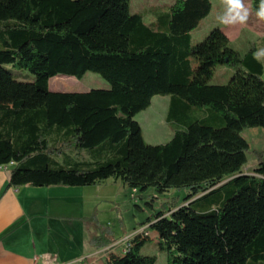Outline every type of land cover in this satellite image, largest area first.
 <instances>
[{"label":"trees","instance_id":"1","mask_svg":"<svg viewBox=\"0 0 264 264\" xmlns=\"http://www.w3.org/2000/svg\"><path fill=\"white\" fill-rule=\"evenodd\" d=\"M212 8V0H175L156 15V29L131 0H0V169L10 168L9 187L114 179L134 194L189 191L184 205L149 217L152 236L138 232L121 251L96 214L86 219L98 233L91 243L106 251L100 264H157L142 253L152 238L169 264H264V156L244 172L250 146L242 135L264 128V64L255 46L241 54L218 27L192 44ZM219 65L235 74L212 85ZM89 71L109 87L49 90L55 75ZM156 95H170L166 120L177 128L153 145L135 117ZM83 151L89 160L73 157Z\"/></svg>","mask_w":264,"mask_h":264},{"label":"rangeland","instance_id":"2","mask_svg":"<svg viewBox=\"0 0 264 264\" xmlns=\"http://www.w3.org/2000/svg\"><path fill=\"white\" fill-rule=\"evenodd\" d=\"M174 1L131 0V11L141 14L146 24L157 29L156 15L169 11V7ZM212 4L211 13L191 32L192 44L201 42L211 29L218 27L228 35L231 46L241 54L253 45L258 48L264 47V21L256 17L252 0H244L246 8L249 10L248 21L245 24L232 26L220 25L216 20L217 15L223 11L222 0H212ZM9 68L16 73L19 80L34 81V75L29 71ZM234 74V68L219 65L210 84H226ZM50 81L56 85L49 87L51 91H54L52 89H58L56 91L65 89V92L87 91L92 88L104 89L109 87V83L105 79L90 71L81 78L58 74L50 78ZM169 104L170 95H156L153 97L151 105L136 115L135 119L139 122L144 139L148 144H163L173 136L177 126L166 120ZM208 110H210L208 107L193 106L194 114L199 117L208 115ZM242 135L250 146L248 164L244 166V172L251 174L253 173V166L264 156V128H248L243 131ZM73 157L81 160L90 159L86 151L78 154L73 153ZM63 158L64 156H61L60 160ZM113 180L108 188H105L100 196H97L98 206L93 214H96L99 227L111 233L112 238L117 240L115 249L119 251L123 249V243L138 232H145L152 236L149 217L159 210H165L173 205H184L189 193L188 189H172L168 193L159 194L154 188H149L145 192L134 194V190L124 185L121 180L117 184ZM142 253L157 255V264H169L167 252L159 248L157 240L154 238L146 243ZM104 255H106V251H104Z\"/></svg>","mask_w":264,"mask_h":264},{"label":"crops","instance_id":"3","mask_svg":"<svg viewBox=\"0 0 264 264\" xmlns=\"http://www.w3.org/2000/svg\"><path fill=\"white\" fill-rule=\"evenodd\" d=\"M9 174L0 169V264H100L105 250L91 243L98 233L85 220L113 179L89 187H9Z\"/></svg>","mask_w":264,"mask_h":264},{"label":"clouds","instance_id":"4","mask_svg":"<svg viewBox=\"0 0 264 264\" xmlns=\"http://www.w3.org/2000/svg\"><path fill=\"white\" fill-rule=\"evenodd\" d=\"M222 5L223 11L216 17L218 24L232 26L245 24L248 21L249 10L246 8L244 0H222ZM255 15L259 20L264 21V0H259ZM253 58L264 64V47L258 48L253 53Z\"/></svg>","mask_w":264,"mask_h":264}]
</instances>
